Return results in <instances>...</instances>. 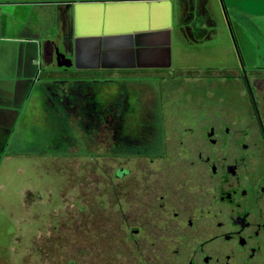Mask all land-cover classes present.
I'll return each instance as SVG.
<instances>
[{
    "label": "flooded vegetation",
    "instance_id": "af4514ba",
    "mask_svg": "<svg viewBox=\"0 0 264 264\" xmlns=\"http://www.w3.org/2000/svg\"><path fill=\"white\" fill-rule=\"evenodd\" d=\"M127 73L103 93L59 83L49 109L60 133L52 147L126 158L110 175L121 185L108 187L114 201L123 193L110 218L123 264H264V69L242 66L228 81L237 94L224 96L232 108L219 102L210 113L180 111L208 104L200 83L164 100L126 84L138 76Z\"/></svg>",
    "mask_w": 264,
    "mask_h": 264
},
{
    "label": "crops",
    "instance_id": "0c3cea01",
    "mask_svg": "<svg viewBox=\"0 0 264 264\" xmlns=\"http://www.w3.org/2000/svg\"><path fill=\"white\" fill-rule=\"evenodd\" d=\"M242 66L264 69V0H0V87L127 72L215 86Z\"/></svg>",
    "mask_w": 264,
    "mask_h": 264
},
{
    "label": "rangeland",
    "instance_id": "374dc122",
    "mask_svg": "<svg viewBox=\"0 0 264 264\" xmlns=\"http://www.w3.org/2000/svg\"><path fill=\"white\" fill-rule=\"evenodd\" d=\"M41 63L44 66L49 62L42 57ZM44 69L41 79H45ZM197 74L177 78L174 84L178 88L173 90L168 76L163 81L160 76L140 74L125 83L146 86L164 100L189 95L184 86H178L181 83H200L208 104L192 109L182 103L181 112L202 108L210 113L219 102L231 109L232 104L224 99L237 94L234 83L211 86L213 80ZM49 79L0 87V264H123L124 253H117L121 246L112 240L117 231L110 219L111 215L118 216L123 193L116 191L114 201L108 187L110 181L121 185L110 175L126 158L118 155L121 152L90 146L62 151L50 145L60 133L51 125L53 117L49 113L59 84ZM107 79L100 75L81 80L102 93L121 83ZM62 80L72 83L71 77ZM165 104L164 110L171 111L173 104Z\"/></svg>",
    "mask_w": 264,
    "mask_h": 264
},
{
    "label": "trees",
    "instance_id": "16d2710c",
    "mask_svg": "<svg viewBox=\"0 0 264 264\" xmlns=\"http://www.w3.org/2000/svg\"><path fill=\"white\" fill-rule=\"evenodd\" d=\"M62 151H65V150H62Z\"/></svg>",
    "mask_w": 264,
    "mask_h": 264
}]
</instances>
